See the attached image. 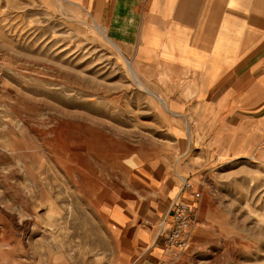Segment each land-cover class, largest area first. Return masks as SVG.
<instances>
[{"label":"rangeland","instance_id":"374dc122","mask_svg":"<svg viewBox=\"0 0 264 264\" xmlns=\"http://www.w3.org/2000/svg\"><path fill=\"white\" fill-rule=\"evenodd\" d=\"M168 79L84 5L0 0V264H124L112 209L142 221L184 177L196 219L185 248L158 221L161 264H264V162L196 132Z\"/></svg>","mask_w":264,"mask_h":264},{"label":"crops","instance_id":"0c3cea01","mask_svg":"<svg viewBox=\"0 0 264 264\" xmlns=\"http://www.w3.org/2000/svg\"><path fill=\"white\" fill-rule=\"evenodd\" d=\"M68 1L88 7L139 65L167 73V102L196 132L264 162V0ZM172 195L160 188L142 221L134 205L112 209L124 264H161L167 249L157 223Z\"/></svg>","mask_w":264,"mask_h":264},{"label":"built area","instance_id":"2783aa9c","mask_svg":"<svg viewBox=\"0 0 264 264\" xmlns=\"http://www.w3.org/2000/svg\"><path fill=\"white\" fill-rule=\"evenodd\" d=\"M183 180L184 185L181 190L183 194L179 193L173 198L169 208V215L165 216L162 221L163 226L166 224L169 226V230L165 234L167 244L180 248L187 246L190 232L196 219L194 204L184 195L186 191H192V183L186 177ZM192 195L196 198L198 193H192Z\"/></svg>","mask_w":264,"mask_h":264}]
</instances>
